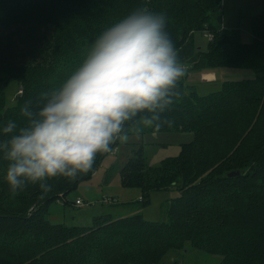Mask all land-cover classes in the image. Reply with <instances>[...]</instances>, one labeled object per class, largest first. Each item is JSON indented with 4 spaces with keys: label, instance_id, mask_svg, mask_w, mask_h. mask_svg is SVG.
<instances>
[{
    "label": "trees",
    "instance_id": "1",
    "mask_svg": "<svg viewBox=\"0 0 264 264\" xmlns=\"http://www.w3.org/2000/svg\"><path fill=\"white\" fill-rule=\"evenodd\" d=\"M221 6L220 0H0V121L20 122L19 108L28 97L33 100L34 95L58 85L105 27L141 7L166 16V31L178 59L190 70L250 69L256 74L253 81H225L218 91L203 97L179 81L181 95L162 114L160 127L142 130L193 135L177 157L157 167L146 165L138 149L120 170L123 185L141 190L142 207L153 191L177 193L165 207L163 222L110 214L96 218L89 227L48 221L49 204L90 177L107 153L96 156L90 171L72 180L61 178L62 185L54 184L48 191L26 186L12 196L0 179V245L15 247L17 243L21 253L0 248V261L174 264L164 261L170 254L184 252V244L197 248L206 243L209 253L221 256L219 264L242 261L244 249L254 256V263L264 264V224L251 225L255 215L264 213V76L258 72L259 65L264 67V21L258 16L251 20L252 41L243 43L237 32L222 28L217 16ZM195 33L212 35L203 52L193 44ZM39 51L43 54L40 64L33 55ZM11 81L25 91L13 111H6L2 110L4 89ZM212 131L219 145L204 153L210 155L209 162L200 163L198 151L208 144L204 134L210 136ZM246 141L250 155L241 165L234 158L229 161L228 156L238 153L233 143ZM225 158L235 165L226 167ZM230 172L239 176L227 178ZM237 219L243 226L234 222L236 233L221 228Z\"/></svg>",
    "mask_w": 264,
    "mask_h": 264
},
{
    "label": "clouds",
    "instance_id": "2",
    "mask_svg": "<svg viewBox=\"0 0 264 264\" xmlns=\"http://www.w3.org/2000/svg\"><path fill=\"white\" fill-rule=\"evenodd\" d=\"M185 68L166 16L137 8L105 27L75 69L0 121V179L15 196L28 185L74 179L127 134L158 129L180 97Z\"/></svg>",
    "mask_w": 264,
    "mask_h": 264
},
{
    "label": "rangeland",
    "instance_id": "3",
    "mask_svg": "<svg viewBox=\"0 0 264 264\" xmlns=\"http://www.w3.org/2000/svg\"><path fill=\"white\" fill-rule=\"evenodd\" d=\"M217 16L220 17L219 22H221L222 28L237 32L241 42L250 43L252 41L251 20L258 16L262 17L264 21V0H224ZM193 44L195 48L203 52L207 48L208 39L202 33H195ZM33 55L39 60L40 64L43 59L42 51ZM181 63L185 68V74L180 81H184L186 85L191 86L199 97L218 91L225 81L243 79L253 81L256 77V74L250 69L220 68L193 71L189 69L185 62ZM258 67L259 74L264 76V67L261 65ZM20 89L23 93L18 95L20 94ZM24 91V88L17 87L14 81L9 82L4 89L2 110L13 111L12 107L17 103V99L20 96L23 98ZM37 97V95H34L33 100H30L29 97L27 100L34 105ZM228 107L226 104V108ZM261 109H264V106ZM252 134V132L249 133L247 140L252 137ZM204 136V141L208 144L200 149L201 152L198 151L201 157L199 158L200 163L209 162L211 160L210 155H204V153H208L219 145V143H216L219 138L215 139L216 134L213 131L210 136L208 134H204ZM192 140L193 135L191 132L148 130L139 135L129 133L125 139H118L114 142L112 150L102 157L98 167L90 177L78 182L73 189L65 194L63 199L60 197V200L49 204L48 221L52 224L61 223L68 227H89L96 218L106 214H110L115 218L140 215L145 221L156 223L165 221V207L169 201L177 197V193L175 191H153L148 197V203L142 207L140 203L142 200L141 190L135 186L123 185L120 170L128 157L138 149H141L146 165L157 167L161 162L177 157L181 146L192 142ZM235 145L238 153L233 157L228 156V158L229 161L234 158L241 165V161L250 155L248 141L245 143H233V146ZM114 148L115 152L113 151ZM221 159L224 160L222 157ZM225 159L227 160V158ZM229 161L227 160V163H225L226 167L235 165V163H230ZM61 181V178H55L48 181V183L51 184V187L54 184L59 186L62 185ZM29 186L39 188L36 185ZM104 199L113 200L115 204L104 205ZM75 201H79L80 205H75ZM234 222L242 223L243 226V222L237 219L235 221H226L221 228L223 230L228 228L232 233H236L237 230L232 228L235 224ZM260 223L264 224V213L255 215L251 225L257 228ZM200 240L203 242L208 241L207 238H201ZM13 245L15 247L8 243L4 246L0 245V248L12 254H21L19 252L20 248L16 247L19 245L17 243ZM184 248V252L180 251L168 255L164 262L170 261L174 264H219L222 259L217 254L209 253L206 243H201L197 248H193L186 243ZM217 248L222 249L220 245H217ZM241 252L243 253L242 261L234 262V264H256L254 263V256L248 250L244 249ZM0 264H5V262L0 261Z\"/></svg>",
    "mask_w": 264,
    "mask_h": 264
},
{
    "label": "built area",
    "instance_id": "4",
    "mask_svg": "<svg viewBox=\"0 0 264 264\" xmlns=\"http://www.w3.org/2000/svg\"><path fill=\"white\" fill-rule=\"evenodd\" d=\"M223 1H224V0H220L221 4L223 3ZM205 37H206L208 40H211V39H212V35L209 34V33H207V34L205 35ZM19 93H20V94H18V95H21V93H22V90H21V89H20ZM113 151L115 152V148H114ZM103 204H104V205H112V204H115V203H114L113 200L104 199V200H103ZM75 205H80V202H79V201H75Z\"/></svg>",
    "mask_w": 264,
    "mask_h": 264
},
{
    "label": "water",
    "instance_id": "5",
    "mask_svg": "<svg viewBox=\"0 0 264 264\" xmlns=\"http://www.w3.org/2000/svg\"><path fill=\"white\" fill-rule=\"evenodd\" d=\"M239 176L238 172H230L229 174H227V178H235Z\"/></svg>",
    "mask_w": 264,
    "mask_h": 264
},
{
    "label": "crops",
    "instance_id": "6",
    "mask_svg": "<svg viewBox=\"0 0 264 264\" xmlns=\"http://www.w3.org/2000/svg\"><path fill=\"white\" fill-rule=\"evenodd\" d=\"M49 219V218H48ZM61 224V223H60Z\"/></svg>",
    "mask_w": 264,
    "mask_h": 264
}]
</instances>
